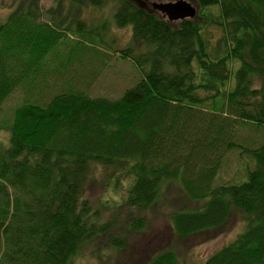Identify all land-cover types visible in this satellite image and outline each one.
Listing matches in <instances>:
<instances>
[{
	"label": "trees",
	"instance_id": "obj_1",
	"mask_svg": "<svg viewBox=\"0 0 264 264\" xmlns=\"http://www.w3.org/2000/svg\"><path fill=\"white\" fill-rule=\"evenodd\" d=\"M63 1L116 5L115 25L131 26L132 37L112 51L138 78L116 98L91 96L71 73L77 59L50 62L68 37L39 20L37 0H21L0 23V109L18 87L30 96L0 126L8 131L7 144L0 140V264H77L86 245L103 247L99 236L103 248H123L175 183L183 198L171 200L176 236L219 228L233 211L246 223L201 264H264V0H195L196 15L175 22L133 0ZM91 31L78 20V35ZM65 46L70 55L81 47ZM55 74L50 98L32 99L43 90L35 77L48 83ZM231 152L244 174L221 182ZM98 166L130 179L104 219L84 196ZM147 263L174 264L175 253Z\"/></svg>",
	"mask_w": 264,
	"mask_h": 264
},
{
	"label": "rangeland",
	"instance_id": "obj_2",
	"mask_svg": "<svg viewBox=\"0 0 264 264\" xmlns=\"http://www.w3.org/2000/svg\"><path fill=\"white\" fill-rule=\"evenodd\" d=\"M21 0H0V23L6 21L8 17L18 8ZM39 10V20L42 22H55L60 27L65 28L66 37L62 38V44L58 46V55L50 56L53 62L54 57L77 59L75 67L71 68V73L77 74L79 81L84 84L89 83L86 89L91 96H104L109 98L118 97L126 88L136 83L138 73L128 62L118 57L113 48H123L127 46L132 37L131 26L117 28L114 22V13L116 5L109 2L102 7H87L81 4L70 3L63 0H37ZM139 5L144 6L158 15L159 11L152 8L153 3L175 2L176 0H133ZM198 9L195 0H185ZM84 20L86 25L92 29L91 35H78L77 22ZM70 26L71 30L66 28ZM213 31L214 38L220 32L217 29ZM66 39V40H64ZM75 43L77 51L72 55L65 52ZM83 48L89 53L83 54ZM97 53V54H93ZM100 53V54H99ZM55 59V58H54ZM83 59L80 63L79 60ZM104 63V64H103ZM77 72V73H76ZM94 73V78L91 74ZM51 75L47 82H42L35 77L33 85H43L40 93H32L33 97L46 101L51 93L55 91L53 85L54 77ZM87 78V79H86ZM85 79V81H84ZM90 81H89V80ZM89 82H88V81ZM87 86H82L85 90ZM26 86L15 89L1 105L0 126L9 124L12 110L26 101L30 96L24 91ZM31 94V93H30ZM43 97V98H42ZM31 99V100H32ZM0 140L7 144L8 131L0 129ZM227 166L220 172L219 181H239L242 178L243 166L236 159L234 152L227 154ZM117 170L110 167H94L92 178L86 183L84 196L92 209L103 219L112 214L118 208L125 198V193L130 183V179L121 180L116 174ZM176 184V185H175ZM171 188L172 196L162 199L156 208L149 209L146 212L147 224L142 229L128 232L126 235V245L123 248L106 247L105 237L99 236V243L103 244L99 248L96 242L86 245L78 257L77 264H148V260L156 254L165 250H172L175 253L174 264H201L205 259L223 245L232 241L239 233L244 231L246 223L243 216L238 211L230 213L227 220L219 228H209L185 237L175 235L170 223V214L175 205L171 200L181 198V189L177 183ZM176 197V198H175ZM172 198V199H169ZM187 207H195L199 202H190L185 200Z\"/></svg>",
	"mask_w": 264,
	"mask_h": 264
},
{
	"label": "water",
	"instance_id": "obj_3",
	"mask_svg": "<svg viewBox=\"0 0 264 264\" xmlns=\"http://www.w3.org/2000/svg\"><path fill=\"white\" fill-rule=\"evenodd\" d=\"M152 8L159 11L168 21L193 18L197 13V8L185 0H176L175 2L153 3Z\"/></svg>",
	"mask_w": 264,
	"mask_h": 264
}]
</instances>
